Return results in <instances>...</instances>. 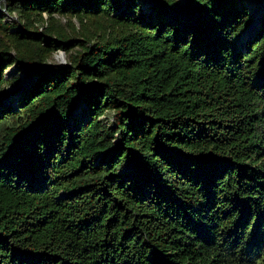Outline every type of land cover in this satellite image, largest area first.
<instances>
[{
	"label": "trees",
	"instance_id": "obj_1",
	"mask_svg": "<svg viewBox=\"0 0 264 264\" xmlns=\"http://www.w3.org/2000/svg\"><path fill=\"white\" fill-rule=\"evenodd\" d=\"M147 1L0 0V264H264V15Z\"/></svg>",
	"mask_w": 264,
	"mask_h": 264
},
{
	"label": "rangeland",
	"instance_id": "obj_2",
	"mask_svg": "<svg viewBox=\"0 0 264 264\" xmlns=\"http://www.w3.org/2000/svg\"><path fill=\"white\" fill-rule=\"evenodd\" d=\"M153 1L149 0L147 3L144 5L145 9H152ZM246 5L249 7L250 13L253 16V21L255 22L258 20L257 24H255L248 33L256 31L258 29L261 17L264 15V1L263 0H246ZM15 19V18H14ZM12 20V19H9ZM73 22L77 27L80 26L79 22L76 19H73ZM61 25L64 26L70 34H72L73 38H76L73 34V29L71 26L68 25V19L67 18H61ZM70 58V54L67 53L64 50H59L58 52L54 53L50 59L51 63H57L59 65H66L68 64ZM27 68H23L20 65H14L10 67L6 72L5 76L8 80H14L17 76L21 77V80L18 81L17 83H13L10 85L8 92L9 93H14L17 89L23 88L26 84H28L31 79L33 78V73H26L25 71ZM22 83L23 86L19 87Z\"/></svg>",
	"mask_w": 264,
	"mask_h": 264
},
{
	"label": "water",
	"instance_id": "obj_3",
	"mask_svg": "<svg viewBox=\"0 0 264 264\" xmlns=\"http://www.w3.org/2000/svg\"><path fill=\"white\" fill-rule=\"evenodd\" d=\"M152 1H153L154 4L156 3V0H152ZM263 1H264V0H263ZM183 2L186 3L187 0H183ZM255 23H256V22H253V23L251 24V26H250V27L248 28V30L246 31V34H248V32H249L250 29L255 25ZM246 34H245V35H246ZM23 84H24V83H22L19 87L23 86Z\"/></svg>",
	"mask_w": 264,
	"mask_h": 264
},
{
	"label": "bare ground",
	"instance_id": "obj_4",
	"mask_svg": "<svg viewBox=\"0 0 264 264\" xmlns=\"http://www.w3.org/2000/svg\"><path fill=\"white\" fill-rule=\"evenodd\" d=\"M256 21H257V20H256ZM256 21H255V22H256ZM257 22H258V21H257Z\"/></svg>",
	"mask_w": 264,
	"mask_h": 264
}]
</instances>
